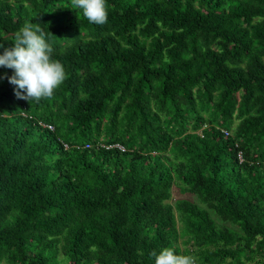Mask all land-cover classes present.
I'll return each mask as SVG.
<instances>
[{
	"label": "trees",
	"instance_id": "1",
	"mask_svg": "<svg viewBox=\"0 0 264 264\" xmlns=\"http://www.w3.org/2000/svg\"><path fill=\"white\" fill-rule=\"evenodd\" d=\"M107 11L98 25L71 0H0V54L31 23L65 70L30 102L0 66V262L155 264L171 248L264 264V0ZM174 185L204 206L171 203Z\"/></svg>",
	"mask_w": 264,
	"mask_h": 264
},
{
	"label": "clouds",
	"instance_id": "2",
	"mask_svg": "<svg viewBox=\"0 0 264 264\" xmlns=\"http://www.w3.org/2000/svg\"><path fill=\"white\" fill-rule=\"evenodd\" d=\"M73 8L81 9L90 22L103 25L107 22V0H71ZM2 47V45H0ZM53 49L46 41L44 31L31 23L17 31L14 46L0 54V66L14 69L9 80L17 86L16 95L30 102L49 98L65 79L63 65L51 58ZM155 257V264H195L193 257L178 255L171 248H164Z\"/></svg>",
	"mask_w": 264,
	"mask_h": 264
},
{
	"label": "rangeland",
	"instance_id": "3",
	"mask_svg": "<svg viewBox=\"0 0 264 264\" xmlns=\"http://www.w3.org/2000/svg\"><path fill=\"white\" fill-rule=\"evenodd\" d=\"M171 195H172V196H171V199H170V202H171V203H173L174 200L177 199V198H182V197H184V198H189V199L195 201L197 204H199V205L202 206V207L204 206V204H202V203L197 199L196 196H194V195H190V194H182V193H180L179 189H178L177 186H175V185L172 187V194H171ZM211 215L213 216V218L215 219V221H216V223H217L218 225H220V226H222V225H227V226H229V227H232V228H235V229H236V227H235L233 224L228 223V222H223V221H221V220L217 217V215H216L214 212H212V211H211ZM178 244H179V246H180V248H181L182 250H183L184 247L186 246V244H184V243L182 242L181 239H179ZM187 247H189V245H187ZM59 257L61 258L62 256L60 255ZM260 259H261V256H260V255L253 254V258H252L251 260H248V261L246 262V264H260V263H259V260H260ZM0 264H3V262H0ZM195 264H200V263H199L198 261H197V262L195 261Z\"/></svg>",
	"mask_w": 264,
	"mask_h": 264
},
{
	"label": "built area",
	"instance_id": "4",
	"mask_svg": "<svg viewBox=\"0 0 264 264\" xmlns=\"http://www.w3.org/2000/svg\"><path fill=\"white\" fill-rule=\"evenodd\" d=\"M23 114H24V113H23ZM38 125H39V126H42V127H44V128H47V129H49V130H53V129H54V126H53L52 124H50V123H46V122H43V121H38ZM221 132H222L225 136L230 135V131H229V130L221 129ZM99 145H100V146H103V147H106V148H108V147H116V148H118V149L121 150V151H125V148H124L121 144H118V143H115V144H112V145H105V144H103V143H100ZM64 146H65V148H67V145H66V144H64ZM77 147H79V145H78ZM84 147H90V144L86 143V144L84 145ZM237 157H238L239 162H242V161H243V156H242L241 151H238V153H237Z\"/></svg>",
	"mask_w": 264,
	"mask_h": 264
}]
</instances>
